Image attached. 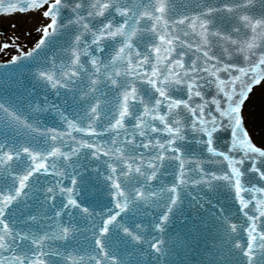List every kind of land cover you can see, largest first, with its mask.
Returning a JSON list of instances; mask_svg holds the SVG:
<instances>
[{
	"label": "snow or ice",
	"instance_id": "obj_1",
	"mask_svg": "<svg viewBox=\"0 0 264 264\" xmlns=\"http://www.w3.org/2000/svg\"><path fill=\"white\" fill-rule=\"evenodd\" d=\"M17 12L39 36L0 41V264H174L181 218L200 264H264V0H0Z\"/></svg>",
	"mask_w": 264,
	"mask_h": 264
},
{
	"label": "water",
	"instance_id": "obj_2",
	"mask_svg": "<svg viewBox=\"0 0 264 264\" xmlns=\"http://www.w3.org/2000/svg\"><path fill=\"white\" fill-rule=\"evenodd\" d=\"M20 17L15 15L8 18L19 23ZM8 18L0 19V24H8ZM188 215H192V213L189 212ZM171 232L178 237L172 247L171 259L174 264H181V262L183 264H200L204 260L208 246L212 243L210 237L206 238L204 233L198 232L196 228L192 227V224L185 222L183 218L172 226Z\"/></svg>",
	"mask_w": 264,
	"mask_h": 264
},
{
	"label": "rangeland",
	"instance_id": "obj_3",
	"mask_svg": "<svg viewBox=\"0 0 264 264\" xmlns=\"http://www.w3.org/2000/svg\"><path fill=\"white\" fill-rule=\"evenodd\" d=\"M28 20L30 18L26 17L24 20ZM23 19L20 17L19 18V23L18 22H8V24H0V41L9 39L12 36H19L22 41L28 45L31 46V44L38 39L39 34L35 31V26H36V21L34 22L33 25L28 24V22H22ZM12 53L15 52V49L11 50ZM10 53L8 52H0V61L9 58ZM255 97L254 96L253 100L249 103L248 107L250 104H252V108L254 111H258L261 116V119H264V110H262L261 105L259 106V101L253 102ZM259 108V109H258ZM247 113V109L245 111V115ZM248 121L246 122V127L252 132V130L249 128ZM264 125V122H263ZM260 131L258 132H252L251 137L253 138L254 142L260 146L262 142V136L264 138V128L259 129ZM262 134V135H260Z\"/></svg>",
	"mask_w": 264,
	"mask_h": 264
},
{
	"label": "bare ground",
	"instance_id": "obj_4",
	"mask_svg": "<svg viewBox=\"0 0 264 264\" xmlns=\"http://www.w3.org/2000/svg\"><path fill=\"white\" fill-rule=\"evenodd\" d=\"M30 18L29 21L26 19L24 20V18ZM21 18L23 19L22 22H28V24L33 25L35 21H37V18L35 15L33 14H25L23 16H21ZM8 22H16L10 18H8ZM258 102L259 101V106L260 104V100L258 97H255L253 102ZM259 109V108H258ZM261 114L257 111H254V109L252 108V104H250V106L247 108V113H246V117H247V121H248V125L249 128L252 130V132H258L260 131L259 129L264 128L263 122L264 119L260 118ZM248 129V127H247ZM249 130V129H248ZM252 132L249 130L250 135H252ZM262 135V134H260ZM261 138H263L262 136H260Z\"/></svg>",
	"mask_w": 264,
	"mask_h": 264
}]
</instances>
